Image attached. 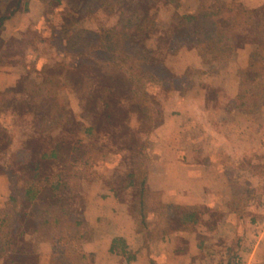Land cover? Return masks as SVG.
<instances>
[{
	"label": "crops",
	"instance_id": "crops-1",
	"mask_svg": "<svg viewBox=\"0 0 264 264\" xmlns=\"http://www.w3.org/2000/svg\"><path fill=\"white\" fill-rule=\"evenodd\" d=\"M41 2L31 0L28 11L7 20L4 34L22 37ZM237 3L242 13L264 10V0H173L162 6L184 8L179 30L202 21L216 30H188L189 42L182 39L161 65L162 75L179 88L164 95L156 115L161 121L149 132L143 180L136 173L125 188L131 193L140 186L144 213L138 217L104 176L82 181V202L66 208L75 233L64 223L62 234L48 237L38 222L27 227L32 235L13 228L1 243L0 264H13L10 250L22 257L16 264H264V192L252 186L264 179V127L254 126L250 112L236 104L248 98L244 88L258 85L245 77L257 69L264 34H248L249 26L238 25L242 18L223 29L228 18L201 14ZM155 75L149 80L166 84ZM22 78L18 66L0 68V92ZM7 183L10 202L12 181ZM17 238L31 249L16 250Z\"/></svg>",
	"mask_w": 264,
	"mask_h": 264
},
{
	"label": "rangeland",
	"instance_id": "rangeland-1",
	"mask_svg": "<svg viewBox=\"0 0 264 264\" xmlns=\"http://www.w3.org/2000/svg\"><path fill=\"white\" fill-rule=\"evenodd\" d=\"M165 2L62 0L59 6L56 0H42L43 4L37 6L35 14L27 20L20 41L22 47L25 46L23 65L31 75L20 80V85L15 87L17 93L0 92V175L5 176L0 178V211L3 210L0 226L1 221L7 224L0 229V248L6 241V233L10 236L13 228L27 234L32 232L27 229L30 224L42 223L31 217L37 211L38 216L43 217L48 210L53 214L55 205L65 208L79 205L82 181L91 184L100 176L116 186L120 199L130 202L138 217L144 213L140 186L131 193L124 190L127 174L135 170L140 181L143 180L149 132L161 121L156 115L163 109L164 95L179 88L162 72L157 76L167 80L165 85L159 84L158 79L149 80L151 64L166 61L168 57L163 51L175 33L199 27L216 30L206 28L211 24L208 21L179 30L185 10L180 5L163 8ZM237 5L228 10L218 5L201 14L216 15L215 19L228 18V22L221 24L223 29L233 22L239 23L236 20L240 18L238 25H241L251 16L256 20L251 22L248 34H264V10L245 15L239 3ZM140 25L143 28H139ZM129 35L132 44L125 48ZM186 37L183 39L187 42ZM1 46L0 42V49ZM146 46L159 48L157 55L145 54L134 59ZM256 66L245 80H256L258 85L244 88L243 93L248 98L236 104L250 112L254 126L264 127V53L258 57ZM36 72L40 74L37 80L32 78ZM209 94L215 95L217 91H209ZM88 128L94 131L91 135L86 133ZM52 150L56 156L41 161L40 157ZM262 160L264 178V154ZM36 162L41 164L37 175L32 172ZM7 179H18L22 190H26L29 183H35L36 199L29 202L20 196L16 203L6 201ZM252 186L264 192V179ZM14 234L16 236L17 231ZM15 244L16 250L31 249L29 243L22 244V238H17ZM8 258L16 264L22 257L10 250Z\"/></svg>",
	"mask_w": 264,
	"mask_h": 264
},
{
	"label": "trees",
	"instance_id": "trees-1",
	"mask_svg": "<svg viewBox=\"0 0 264 264\" xmlns=\"http://www.w3.org/2000/svg\"><path fill=\"white\" fill-rule=\"evenodd\" d=\"M30 1L31 0H0V2L2 4V6H0V32H1V30L3 32V34L0 33V42L2 45L1 49H0V68L18 66L22 70L24 78H26L27 75L29 76L31 74L27 71V69L23 65V59H24L23 49L25 46L22 47V44L20 41V39L22 37L20 36L19 38L9 39L8 35L4 34V29H5L4 25H5V22L7 20H10L16 14L20 13V10L24 9L25 11H28V6H29ZM165 1H166L165 3L169 4L173 0H165ZM56 2L58 3V5H61L62 0H56ZM22 4H23V7L21 6ZM243 13L245 15L250 14L249 12H243ZM250 17L251 16H249V18H247V20L248 19L249 20L247 22H244L242 24V26H245V27L251 26L252 17L251 18ZM153 19H155V18H153ZM184 20L186 22H190L193 20V18H190V17L184 18ZM143 23L145 24L144 21H143ZM234 26H236V24H234V25L232 24V27H234ZM139 28H143L142 25H140ZM152 28H155L154 23H152ZM205 31L207 32L209 30L206 29ZM183 32L184 31L177 32L170 37L171 40L169 41L168 45H166L167 48L163 51V54L165 55L166 58L168 57L167 55H170L173 52V50L176 48L178 43H180V42L182 43V39L185 37V33H183ZM108 34H111V32H108ZM90 36H92L91 38H93V34H91ZM127 37L129 39L124 43L125 48H127V46H131V44H132V42H130V40L132 39V36H131V38H130V35ZM127 37H126V39H127ZM107 38H108L107 40L109 41L110 40L109 36H107ZM14 43H17L15 50H13V47H14L13 44ZM3 44H5V46H3ZM21 50H22V52H21ZM158 50H159V48H157V51H156V49L146 46L144 49H142L141 51H138L135 54L134 59L138 58V57H142V55H145V54L148 56H154L155 57V55H157ZM4 52H5V54H4ZM94 65L97 66L98 64L95 63ZM151 65H152L151 66V72H148L149 78L155 76L156 73L157 74H159V72L161 73L160 70L162 69L164 62L160 63L158 65L157 64L153 65V63H152ZM37 73H39V72H36V74L34 73L35 75L32 74V78L35 80L39 79V76H40V74H37ZM43 76H44V74H43ZM43 80H44V77H43ZM38 83H40V82H38ZM19 85H20V83H19ZM16 91H17V89L15 88V90L12 89V90L7 91V92L15 93ZM133 97H135V95ZM93 132L94 131L92 128H88L86 130V133L89 135H91ZM55 150H52L49 154H43L40 157L41 161H45L47 158H52V157L56 156ZM40 162H36L32 165V172L35 173L36 175L41 169ZM135 174H136V172L134 170L127 174L128 183L125 186V188H128L133 184V182H134L133 178H134ZM34 185H35V183H33V182L29 183V186L26 188V190H22V186L20 185V181L18 179H16L15 181L12 180V187H11L12 196L10 198V202H12V203L18 202L20 196H24L25 198L29 199L28 200L29 202H32L33 200H35L36 195H37L36 193L38 191H35L36 185L35 186ZM52 190H57V188L52 187ZM52 208L55 211L53 214L48 210L47 212H44L43 217L38 216L39 211H37L38 214L36 212V214L31 215L32 219H34L35 221L39 219L40 222H42L39 224L41 234L42 235L45 234L46 237L51 236L53 234V232H56L58 234H62V228H60L61 223L68 225L69 226L68 229H73L74 225L68 221L69 215L66 214V208L64 206H57V205L53 206ZM24 216H28V215L24 214ZM72 231H74V229ZM68 233H69V231H68ZM74 233H75V231H74Z\"/></svg>",
	"mask_w": 264,
	"mask_h": 264
}]
</instances>
